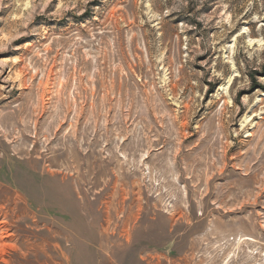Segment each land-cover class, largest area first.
Here are the masks:
<instances>
[{
  "label": "rangeland",
  "instance_id": "rangeland-1",
  "mask_svg": "<svg viewBox=\"0 0 264 264\" xmlns=\"http://www.w3.org/2000/svg\"><path fill=\"white\" fill-rule=\"evenodd\" d=\"M0 264H264V0H0Z\"/></svg>",
  "mask_w": 264,
  "mask_h": 264
}]
</instances>
